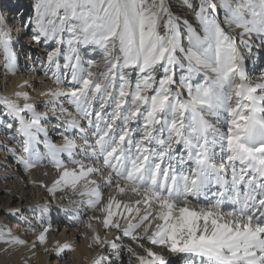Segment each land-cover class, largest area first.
Listing matches in <instances>:
<instances>
[{
  "label": "snow or ice",
  "instance_id": "snow-or-ice-1",
  "mask_svg": "<svg viewBox=\"0 0 264 264\" xmlns=\"http://www.w3.org/2000/svg\"><path fill=\"white\" fill-rule=\"evenodd\" d=\"M181 3L195 26L168 0H35L21 24L53 44L44 75L57 87L41 93L45 111L27 91L0 95L20 152L5 148L25 173L55 170L30 182L65 202L56 211L77 223L99 213L89 247L107 251L93 264H264V69L254 82L246 64H264V0ZM0 49L15 75L3 27ZM51 211L40 206L39 228L26 220L32 249L47 243ZM0 241L28 244L3 229Z\"/></svg>",
  "mask_w": 264,
  "mask_h": 264
},
{
  "label": "bare ground",
  "instance_id": "bare-ground-1",
  "mask_svg": "<svg viewBox=\"0 0 264 264\" xmlns=\"http://www.w3.org/2000/svg\"><path fill=\"white\" fill-rule=\"evenodd\" d=\"M28 1L0 0V14L3 16L0 27H3L10 35L11 48L16 56L17 64L16 74L8 73L5 68L4 53L0 49V95L13 97V94L17 91H27L32 97L31 102L36 105L37 110L45 111L44 103L49 97L42 96L41 93L56 88L57 85L53 83L50 76L44 75L45 59L41 60L40 52L45 53L46 49L53 47V44L51 42L48 44L41 42L37 45L32 41L29 30L21 27L25 18L32 15V6L35 0H31L30 8L26 7ZM168 3L176 16L188 19L190 23L194 24L192 14L184 8L181 0H168ZM20 5H23V9L17 11ZM16 50H19L18 55ZM36 50L39 52H36ZM94 55L100 67L93 70L102 71V56L99 52ZM246 64H248L249 69L251 67L256 73L252 76L254 82H261L258 79L259 73H257L259 62L252 65L246 61ZM201 76L195 77V80H200ZM21 85H24V87H21ZM28 85L33 86L35 91H32ZM17 102L24 103L23 100ZM61 102L63 101L61 100ZM51 119L54 124L55 117ZM45 127H48V125H45ZM49 131L53 141L59 144L61 142L60 138L52 133L51 129ZM12 134L11 129L4 127V119L0 118V229L5 232L10 230L12 236L24 239L28 241V244L9 246L0 241V264H58L59 262L60 264H93L99 254L107 251L106 248L96 245L89 247L92 243V232L87 227V216H96L99 213L85 210L84 215L81 217L82 222L77 223L69 214L56 211V205H65V202L59 199L52 200L46 188H41L30 182L43 180L46 184H49L55 175V170L46 167L33 169L31 173H25L23 167L16 162V159L5 148L6 145L8 148H16L17 152H20V147L12 139ZM19 139L17 137V140ZM41 150H43L42 146ZM45 172H48L47 176L44 175ZM60 195V193H57L58 197ZM46 204H50L53 208V211L49 213V222L52 227L48 233L47 243L40 245L37 242L35 249H32L31 243L36 240L39 233H30L27 230L26 220L31 221L33 226L39 228V222L34 217L39 215L40 206ZM65 206L67 207V205ZM21 213H23V216L20 215ZM93 224L95 225L96 222L93 221ZM96 227L101 236L105 237V230L102 226L96 225ZM114 233L115 230H108L106 238L111 240ZM57 242L60 244L69 243L74 250H65L57 257L54 251ZM125 242H127V238H125ZM135 250L141 251L139 248ZM155 250L160 251L159 249Z\"/></svg>",
  "mask_w": 264,
  "mask_h": 264
},
{
  "label": "rangeland",
  "instance_id": "rangeland-1",
  "mask_svg": "<svg viewBox=\"0 0 264 264\" xmlns=\"http://www.w3.org/2000/svg\"><path fill=\"white\" fill-rule=\"evenodd\" d=\"M27 3V8H30V6H31V3H32V1L31 0H29L28 2H26ZM21 9H23V5H20L18 8H17V11L19 10H21ZM52 49V47H50V48H48V49H46V51H45V53H42V52H40L41 53V60H44V59H46V56H47V54H48V52L50 51ZM17 51V55H18V51L19 50H16ZM36 52H39L38 50H36ZM34 66V65H33ZM32 66V67H33ZM34 68H35V66H34ZM258 71H257V73H260V71L263 69V64H261L260 62H259V65H258ZM249 73L252 75V76H254L256 73H254V70H252L251 69V67H250V69H249ZM62 263V262H61ZM58 264H60V262L58 263Z\"/></svg>",
  "mask_w": 264,
  "mask_h": 264
}]
</instances>
